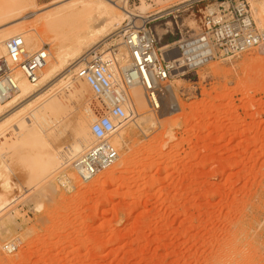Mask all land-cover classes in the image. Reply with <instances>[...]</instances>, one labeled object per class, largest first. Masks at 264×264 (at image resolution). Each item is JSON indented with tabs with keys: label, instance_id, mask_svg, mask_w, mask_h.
<instances>
[{
	"label": "rangeland",
	"instance_id": "374dc122",
	"mask_svg": "<svg viewBox=\"0 0 264 264\" xmlns=\"http://www.w3.org/2000/svg\"><path fill=\"white\" fill-rule=\"evenodd\" d=\"M77 1L0 2L5 11L0 46L9 34L21 35L26 48L47 45L49 65H55L56 45L66 41L75 23L73 16L51 24L46 18ZM221 1L126 0L137 14L144 6V16L162 11L149 21L159 46L168 50L196 39L204 14ZM247 1L264 30L258 22L264 0ZM121 45L113 30L83 47L81 55L109 57ZM180 54L177 50L174 56ZM83 59L66 60L44 95H55L66 106L45 135L37 130L46 145L34 141L33 130L22 139L14 138L12 129L0 136L11 138L8 150L0 145V198L7 204L0 210V264H264V46L196 67L183 60L165 83L156 112L144 90L134 86L128 100L139 114L118 128L119 164L92 183L77 179L72 160L64 156L85 120L100 112L92 90L71 69ZM36 98L20 101L9 114L36 106L41 99ZM85 140L93 144L90 129ZM51 156L63 164L47 168ZM62 170L70 188L57 180ZM13 241L17 251H3Z\"/></svg>",
	"mask_w": 264,
	"mask_h": 264
},
{
	"label": "built area",
	"instance_id": "2783aa9c",
	"mask_svg": "<svg viewBox=\"0 0 264 264\" xmlns=\"http://www.w3.org/2000/svg\"><path fill=\"white\" fill-rule=\"evenodd\" d=\"M150 21L131 24L122 28L123 54L104 57L95 53L79 66L75 77L84 81L92 90L100 105V112L92 122L90 134L93 144L72 159L71 168L83 183H90L102 173L111 169L119 159V151L114 144L118 128L130 119L127 111L129 91L134 86L141 87L150 109H160V96L165 83L172 73L182 68L186 62L171 59L176 49L162 50L159 37ZM126 28V29H124ZM124 29V30H123ZM191 54L212 49L213 53L203 58L205 63L218 57H235L264 46V30L254 19L253 9L247 0H223L216 9L207 10L203 18V31L189 40ZM6 57L0 59V102L4 103L19 91L17 73L30 83L38 84L50 57L49 48L44 45L38 51L29 52L22 36L7 40ZM171 53V54H170ZM187 66H191L187 62ZM106 112L107 114H104ZM57 180L64 188H70L71 179L65 170L57 174ZM7 253H14L18 244L13 241L2 247Z\"/></svg>",
	"mask_w": 264,
	"mask_h": 264
},
{
	"label": "bare ground",
	"instance_id": "6f19581e",
	"mask_svg": "<svg viewBox=\"0 0 264 264\" xmlns=\"http://www.w3.org/2000/svg\"><path fill=\"white\" fill-rule=\"evenodd\" d=\"M3 1H5V0H0V2H3ZM128 7L129 6H128V3L126 2V0H123L122 5H118V3H116L115 0H78L77 2H74L73 4H71L67 9H65V10L62 9L60 12H57L56 14H54L52 16H48L46 18L50 22L49 24H51V23L61 22L64 20L67 21L69 17L71 18L73 16L72 21L75 23L74 30H72V32L70 34H67L68 37L63 35L64 39L66 37V41L69 42V45L68 46L64 45V42H66V41H64V39L62 40V41H64L63 43L56 45L55 65L51 66V65H49V62H48L47 66L45 67L44 72L42 74L43 78H41V80L38 84L30 83L27 79H25L22 76L21 73H19V72L17 73L20 91L15 96H13L11 99L7 100L6 102H4V103L0 102V117H2L3 115L5 116V113H8V115H10L7 118H5L4 120L0 121V136L4 135L7 131H9V129H12V131H13L12 135L14 136V138L23 136L28 130L29 131L33 130L34 133H36V137H34V141L40 143L41 145H46V143H45L46 140L44 141L41 138V136H39V133L37 132V130L40 133H43L45 135L46 131L49 128L53 127L57 121H59L58 115L63 114L64 108H66V106L64 105V103L61 100L56 99L55 95L54 96L51 95L50 97H45L44 95H46L49 91H51V89L53 87V83H55L54 82L55 80H53V79H54V77H56V75L58 73H60L62 71V69L64 68L66 60H68V59H75L76 60L79 58L83 59L82 55H81L83 47L91 46L92 44L95 45V43L98 40L103 39L104 37L110 35L113 32V30L115 32V36L118 35L120 37V33L122 31V28L120 27V25L125 20L130 21L131 24H137V21L146 22L147 20H149L151 18H157L158 15L160 13H162V11H161V12L155 13L154 15L144 16V15H146L145 13L147 12V7L144 6L142 8V10H141L142 14H137L136 12L130 10ZM79 8H80V11H77ZM4 12H5L4 9L2 7H0V17L3 15L2 13H4ZM37 13L38 12L28 14L27 16L23 17L22 19H28L30 17L36 16ZM70 18H69V20H70ZM258 22L261 25L264 24V17L263 16L259 17ZM124 29H126V28H124ZM15 36H21V35H18V34L10 35L9 34L7 36V38L9 40ZM39 38H40V36H39ZM33 39H38V38L36 36H34ZM194 44H195V42L194 43L193 42H187L184 46H182L185 49V53L183 55L180 54L178 56H174V58H172V59L178 58L181 62L183 60L184 61L188 60V61H190V63H192V64L194 63V65H199V64L205 62L206 60L203 59L205 57H207V60H208V57L210 55H212L213 50L212 49L201 50L197 55H192L190 48ZM121 46L116 47V49L112 50L110 55L113 56L115 54H122L124 52V50H123L124 48L122 49ZM42 47L43 46L36 44L34 46L33 45L27 46V49L29 52H35V51H38ZM168 47L169 46H164L161 49L165 50ZM6 54H7L6 46L5 45L0 46V59L4 58L6 56ZM107 56H109V54H107ZM83 60L86 61L87 57L84 58ZM79 64L80 63L78 62L71 68L73 70V72L77 71V69L81 65V64L80 65ZM60 82H61V80H60ZM84 84L89 89H91L86 83H84ZM85 90H87V88L84 85L83 86L81 85V92L84 93ZM47 95H49V94H47ZM42 96H44L45 98L42 99L41 98ZM32 97H37L36 98L37 100H39L40 98L41 99H40V102L36 106H33L35 104L33 101L34 104L33 105L30 104L33 107L29 106L28 109L25 110L28 112H25L24 110H20L18 112H15V113L11 112L12 114H9L10 111H12L13 109H16L14 107H18L16 105H18V103L20 101L22 102V100H24L26 98L32 99ZM126 105H127L126 107L128 109L130 116L135 117L139 114V110H138L135 103H132V102H130V100H127ZM21 117H22V119H21ZM93 121L94 120L89 116V118H87L85 120V122L81 125V127L79 128L78 133H77L76 143L72 147H70L68 150H65V154H64L65 157L72 160V158H75L84 149L89 147L88 143L85 140V136L89 135V129L91 128V124ZM90 136H91V134H90ZM0 138L4 139L2 137H0ZM21 139H22V137H21ZM26 139L21 140V142L25 141ZM4 140H5L4 141L5 143L3 141H2L3 142L2 143L0 140V142L2 143L0 145H2V146L4 145L3 149H5V148L7 149L8 146L10 147L11 138L10 139L7 138ZM21 142H19V143H21ZM34 144H32V145H34ZM114 144L119 148L121 146V140L119 138L118 139L116 138L114 141ZM34 147L32 146V148H34ZM41 147H43V146H41ZM1 150L2 149H0V152H1ZM42 150H43V148H42ZM2 153H0V155L4 156V155H2ZM6 153H7V151H6ZM70 157H72V158H70ZM58 158H61V157H58ZM56 159H57V156H55L54 158L52 156L49 157V159L47 158L48 164L45 163L46 167L48 165V167H53L54 169H57L61 164H63L60 159H57V160H59L58 162L56 161ZM63 159L65 161V158H63ZM117 163L119 164V162H117ZM48 172H49V170H48ZM40 175H41V173H40ZM35 178H37V176ZM109 179H110V176H109ZM33 180H34V178H33ZM107 180L108 179H106V181ZM6 205L7 204L4 203V201L1 200V198H0V210L1 211L5 210L7 208Z\"/></svg>",
	"mask_w": 264,
	"mask_h": 264
}]
</instances>
